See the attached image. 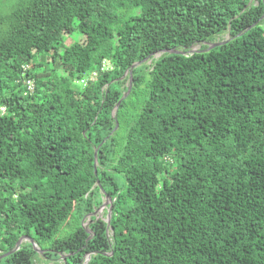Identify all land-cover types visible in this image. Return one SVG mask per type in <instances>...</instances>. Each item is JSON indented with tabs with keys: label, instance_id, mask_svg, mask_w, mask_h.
Here are the masks:
<instances>
[{
	"label": "trees",
	"instance_id": "16d2710c",
	"mask_svg": "<svg viewBox=\"0 0 264 264\" xmlns=\"http://www.w3.org/2000/svg\"><path fill=\"white\" fill-rule=\"evenodd\" d=\"M23 235L0 264H264V0L0 8V255Z\"/></svg>",
	"mask_w": 264,
	"mask_h": 264
},
{
	"label": "water",
	"instance_id": "95a60500",
	"mask_svg": "<svg viewBox=\"0 0 264 264\" xmlns=\"http://www.w3.org/2000/svg\"><path fill=\"white\" fill-rule=\"evenodd\" d=\"M227 40H228V39H227ZM227 40L220 41V42H217V41H216V42H213V43H211V44H207V47H206L205 49L200 50V51H208V50H210L211 48H213V47H215V46H218V45H221V44L225 43ZM196 51H198V49H197V50H196V49H190V50L188 51V53H193V52H196ZM163 52H169V53H175V54H184L183 51H181V50H176V49H170V50H162V51H160V53H163ZM160 53H157V54H154V55H157V57H158V56L160 55ZM149 60H150V56H147L145 59L141 60L140 62H135V63H133V64L131 65V67H130V69H129V71H128V81H129V85H128L127 91L124 93V95L122 96V98H124V97L128 94V92L130 91V87H131V79H132V73H131V72H132V69H133L134 67H136V66H139L141 63H144V62L149 61ZM126 74H127V73L125 72V73H124V76H125ZM122 98H121V99H122ZM121 99H120V100H121ZM118 104H119V101H118V103L116 104L115 109L117 108ZM116 127H117V124H116L115 128H116ZM115 128H114V129H115ZM94 172L96 173V150H94ZM104 198H105V201L103 202L102 206H104V205L108 206V213H107V217H106V222H107V224H109V220H110V198H109L107 195H104ZM94 214H95V212L93 211V212L90 213L88 216H89V217H91V216L96 217ZM96 218H97V217H96ZM24 240H28V241L31 243L33 249H34L37 253H42V250L39 249V248L36 246V243L34 242V240H33L32 238H30V237H28V236H26V235H23V236H21V237L16 241L15 246L13 247V249H12L11 251H9V252H7V253H5V254L0 255V259L3 258V257H5V256H7V255H9L10 253L16 251V250L19 248V246H20V244L22 243V241H24ZM86 260H88V259L86 258Z\"/></svg>",
	"mask_w": 264,
	"mask_h": 264
},
{
	"label": "rangeland",
	"instance_id": "374dc122",
	"mask_svg": "<svg viewBox=\"0 0 264 264\" xmlns=\"http://www.w3.org/2000/svg\"><path fill=\"white\" fill-rule=\"evenodd\" d=\"M23 1H25V0H0V8H1V10L3 12H5V9H6V11H8L11 8V6L16 5V4H19V3L23 2ZM81 38H82V35L79 32L75 31L71 35H69V36L66 37L64 43L66 45H69L71 42H73V41H79ZM225 38H227V34L222 35L217 40L219 41L220 39L223 40ZM200 45L201 44H197V45L193 46L191 49H196V50L198 48L200 49ZM153 57L156 58L157 55H154ZM144 63H146L147 65H149L151 63V59L149 61L144 62ZM104 201H105V198H102V202L100 203V205L94 208V212H95L94 215L97 218H101V219L106 220L107 213H108V208H107L106 205L102 206V204H103ZM89 219L90 218L87 215L85 217V219L83 220V225L85 227H87V225L89 224V222H90ZM63 230L66 231V230H68V228H64ZM39 257H40V262L46 264V261H45V259H43V257L41 256V254H40ZM53 262L54 261H50L49 264H52Z\"/></svg>",
	"mask_w": 264,
	"mask_h": 264
},
{
	"label": "built area",
	"instance_id": "2783aa9c",
	"mask_svg": "<svg viewBox=\"0 0 264 264\" xmlns=\"http://www.w3.org/2000/svg\"><path fill=\"white\" fill-rule=\"evenodd\" d=\"M26 67H23V70H25ZM90 75V79L94 78V75H96V72H92ZM86 79H83L80 81L81 84H85ZM24 84H25V93H32L34 90V83L33 80L31 78H26L24 80Z\"/></svg>",
	"mask_w": 264,
	"mask_h": 264
},
{
	"label": "bare ground",
	"instance_id": "6f19581e",
	"mask_svg": "<svg viewBox=\"0 0 264 264\" xmlns=\"http://www.w3.org/2000/svg\"><path fill=\"white\" fill-rule=\"evenodd\" d=\"M199 49V48H198Z\"/></svg>",
	"mask_w": 264,
	"mask_h": 264
}]
</instances>
